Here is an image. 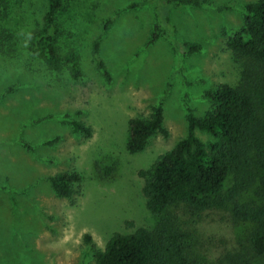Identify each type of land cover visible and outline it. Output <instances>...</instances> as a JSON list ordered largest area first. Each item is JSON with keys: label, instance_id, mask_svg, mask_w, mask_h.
Masks as SVG:
<instances>
[{"label": "rangeland", "instance_id": "374dc122", "mask_svg": "<svg viewBox=\"0 0 264 264\" xmlns=\"http://www.w3.org/2000/svg\"><path fill=\"white\" fill-rule=\"evenodd\" d=\"M62 1L59 52L78 53V80L31 58L47 0H0V264H90L114 233L156 225L139 173L187 135L188 110L210 109L205 91L238 81L242 64L226 42L243 27V4L256 0L169 4L171 26L157 14L167 0ZM159 22L161 35L149 43ZM179 42L202 49L186 53ZM154 105L164 109L168 135L131 154L129 121ZM75 120L91 126V136L75 133ZM64 171L81 175L70 198L49 181ZM174 214L193 238L195 264H264L249 247L248 225L229 211L182 206Z\"/></svg>", "mask_w": 264, "mask_h": 264}, {"label": "trees", "instance_id": "16d2710c", "mask_svg": "<svg viewBox=\"0 0 264 264\" xmlns=\"http://www.w3.org/2000/svg\"><path fill=\"white\" fill-rule=\"evenodd\" d=\"M208 1L167 0L157 14L164 25L171 26L169 4L200 8ZM62 4V0H47L44 27L32 37L31 58L51 73L65 69L78 80L82 76L78 53L59 52L57 20ZM243 6V27L226 42L242 64L240 78L235 84L223 83L205 91L210 109L203 116L188 110L187 135L139 173L145 180L146 206L156 217V225L114 233L104 249L95 251L90 264H195L193 238L174 214L182 206L195 212L229 211L234 222L248 225L251 251L264 256V0ZM160 31L159 22L149 43L159 38ZM179 46L186 53L202 49L196 42H179ZM99 65L105 68L103 62ZM70 125L75 133L92 134L91 126L83 121ZM128 131L126 148L131 154L143 151L155 135L167 136L162 105L152 106L147 117L130 119ZM197 131L211 139L203 141ZM49 181L57 196L70 198L81 175L64 171L50 176ZM86 241L91 242L90 235Z\"/></svg>", "mask_w": 264, "mask_h": 264}]
</instances>
